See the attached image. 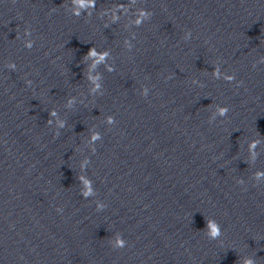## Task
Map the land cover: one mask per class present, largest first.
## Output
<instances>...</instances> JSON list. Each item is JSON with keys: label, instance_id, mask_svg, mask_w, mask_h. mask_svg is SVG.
<instances>
[{"label": "water", "instance_id": "95a60500", "mask_svg": "<svg viewBox=\"0 0 264 264\" xmlns=\"http://www.w3.org/2000/svg\"><path fill=\"white\" fill-rule=\"evenodd\" d=\"M0 264H264V96L0 85Z\"/></svg>", "mask_w": 264, "mask_h": 264}]
</instances>
